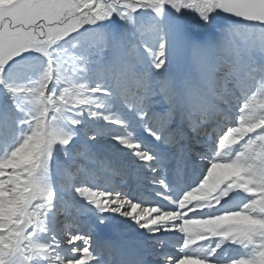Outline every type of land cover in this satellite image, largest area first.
<instances>
[{"label":"snow or ice","instance_id":"obj_1","mask_svg":"<svg viewBox=\"0 0 264 264\" xmlns=\"http://www.w3.org/2000/svg\"><path fill=\"white\" fill-rule=\"evenodd\" d=\"M0 264H264V0H0Z\"/></svg>","mask_w":264,"mask_h":264}]
</instances>
